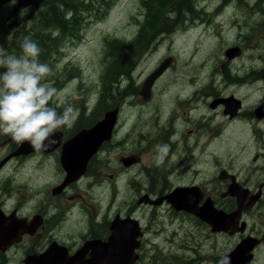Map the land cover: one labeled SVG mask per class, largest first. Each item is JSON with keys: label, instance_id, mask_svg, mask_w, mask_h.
<instances>
[{"label": "flooded vegetation", "instance_id": "flooded-vegetation-1", "mask_svg": "<svg viewBox=\"0 0 264 264\" xmlns=\"http://www.w3.org/2000/svg\"><path fill=\"white\" fill-rule=\"evenodd\" d=\"M226 1L224 0L225 3ZM188 6L186 5L185 9L194 15L195 12ZM177 8V11L173 12L176 17L170 16L167 19L163 31H158L157 26L155 33L149 35V43L147 46L144 45L145 49L147 47L145 52L140 54V50L131 49L135 42L140 43L141 49L143 41L137 37H134L129 44H124L125 49L108 44L109 52L106 54L108 64L104 70L113 68L114 76L111 80L112 86L101 91L94 105L95 112L102 113L101 117L95 113L94 117L85 118L86 107H83L72 127L57 131L59 139L56 147L9 158L17 164L18 161L28 158L32 162L38 156L53 157L55 163L63 170L65 178L60 159L66 141L79 131L92 127L104 117L108 110L117 109L116 122L110 139L104 140L88 159L84 173L77 180L59 191L53 190L59 188L64 178L49 191L47 187L40 191L32 188L26 193V184H24L21 188L25 191L19 194V188L16 191L12 188L18 185L17 181L14 178H6L5 184L0 186V213L3 215L2 218L6 219L0 222V226L11 223L12 220L15 225L3 232L0 228V245L5 241L4 246L12 240L6 247L0 248V264H26L25 259L28 257H36L31 264H63L64 261L68 262L72 256L74 257L85 243L95 239L107 241L112 233L111 226L116 219L117 222L136 220L142 232L135 238L138 242V246L134 249L136 259L129 264H175L177 258L174 254L167 255L163 259L153 254L149 260L144 261L143 244L146 230L134 214L137 206L143 204L167 206L170 208V215L200 221L208 228V235L215 239V244L219 236L223 243L222 249L225 251L217 255L218 249L216 251L214 246L215 252L207 264H264V60L260 65L257 63L244 65V62L240 60L245 53L244 45H233L231 48L236 47L237 50L229 51L230 47H228L224 51L225 59L222 60L218 70L222 77L219 84L214 85L211 80L207 83L193 80L190 81L189 91L180 92L171 87L163 88L156 84L173 64V57H168L170 58L169 66L147 89L144 86L147 77L142 83V81L138 82V77L133 74L138 62L143 60V54L150 49L157 50L162 38L179 26L180 21L185 20L180 12L182 6ZM243 9L244 7L239 8L240 17L236 24H228L231 19H226L218 29H229L236 33V37L248 39L247 34L250 30L251 33L254 32V22L258 13L249 10L245 15ZM256 9L262 12L263 18L264 10L261 6L258 5ZM201 12L190 19L206 23L205 18L208 16L204 14V10ZM212 32L213 30H210V33ZM253 34L250 40H246L248 49L256 47ZM122 57L123 60L120 59ZM238 59L240 67L231 70L230 64ZM159 65L155 66L154 70ZM121 81L124 82V86L121 85ZM123 106H138L141 111L144 108L149 109L153 122L151 126L155 127L153 131L155 132L158 127L153 139L159 142L158 145L169 146V151L159 166L156 163L158 154L156 147L154 150H146L140 144L141 140L144 141L150 137L149 132H153L148 131L151 129L150 124L143 122L139 129L136 148L129 151L126 156L120 157L122 167L117 171L112 170L113 174L102 172L105 167H110V162L100 156L108 154L113 149V138L119 131V116ZM87 118L91 123L85 122ZM125 135L124 141L129 143L132 133L127 132ZM231 140L240 142L235 153L227 155L226 145ZM18 146L19 143L14 141L8 150L10 151L8 155L12 154ZM148 152L152 153V159L143 163L141 156ZM48 162L50 163V159ZM212 163L218 183H213L208 188L211 181H208L209 178L203 179L200 174L202 169L210 170ZM135 169L136 171L133 172ZM121 175L129 187V206L133 204L131 207L126 206L123 210L113 212L100 220L96 219V212L84 209V204L79 203V208L77 207L83 195L77 191L76 195H79L77 201L74 195L76 190L100 187L106 178L112 181L113 187L121 180ZM36 178L37 176L33 179ZM175 189L186 191L182 196L180 195L181 197H174L176 205L173 206L166 197ZM48 193L50 196L47 198L41 195ZM27 194L30 195L27 196ZM158 199H162L159 205L150 203ZM182 202L187 204V208L192 209L183 208L179 205ZM238 203L245 206L239 213L235 212ZM75 214L81 215L83 223V229L78 231L76 239L72 237L71 231L62 232L67 221H70L69 218ZM206 218L213 220V224L204 220ZM125 224L129 225L127 222ZM217 226L220 229L214 230L213 228ZM14 233L16 237L12 235ZM123 238L124 235L120 240L121 245L112 247L111 255L115 252L114 249L120 247L125 251L124 253L128 252L129 247ZM244 239L249 240L242 245L250 244L251 249L245 252L246 248L241 247L236 254L231 255ZM56 247L60 250L53 249ZM51 249L54 250L52 254L56 257L54 261L49 260L51 258L45 257L46 255L38 258ZM71 262H74L73 264L121 263L115 260L105 261V257H98L91 247L69 263Z\"/></svg>", "mask_w": 264, "mask_h": 264}, {"label": "rangeland", "instance_id": "rangeland-1", "mask_svg": "<svg viewBox=\"0 0 264 264\" xmlns=\"http://www.w3.org/2000/svg\"><path fill=\"white\" fill-rule=\"evenodd\" d=\"M146 1L114 0L108 8L101 4H95L96 11L91 9L81 14L82 22L76 36L62 38L56 52L51 50L48 57L41 61L53 68L54 76L51 79L61 92V96L58 98L59 102L73 104L77 109V118L83 107H86L85 114L87 116L85 118L94 117L95 113L98 117L102 116L101 112H95L94 105L97 103L96 100L101 91L112 86L113 68L104 70L108 64L106 54L109 52V41L116 40L123 44H129L134 37L144 41L145 37L155 33L157 26L162 25L163 20L152 16L149 20V30L139 34L141 27L146 26L144 23H147ZM242 1L227 0L226 3L224 0L186 1L189 4L188 7H191L195 14H201V10H204V14L208 16L205 18L206 23L199 20L192 21L190 17L195 14L191 15L192 13L185 9L186 6H182L180 12L185 20L180 21L179 26L162 38L157 50L152 51L150 49L149 52L143 54L144 58L138 62L133 76L138 77L137 81L143 83V80L154 70L155 66L166 58L173 57V64L157 81L158 86L171 87L180 92H186L190 90V81L193 80H200L202 83L211 80L214 85L219 84L222 77L218 70L222 60L225 59L224 51L233 45H244L245 53L240 58L244 65L248 64L249 66L255 63L260 65L264 60V17L262 18V12L256 8L260 5L264 10V0ZM83 6L84 9L87 7L86 2ZM240 7H244L245 15L249 10L258 13L254 22V34L250 30L247 34L249 35L248 39L236 37L234 31L226 28V30L218 29L219 25L226 19H231L228 24H236L240 17ZM41 8V6L39 8L33 6L17 8L16 0H0V46L5 49L12 46L14 36L19 37L18 35L23 31L24 26L28 27L32 24L31 22L35 21L38 10ZM71 16L72 14L68 15V17ZM170 16L176 17L175 14H170ZM13 21L14 26L12 27ZM210 30L213 32L210 33ZM252 34L256 47L255 49H248L246 40H250ZM133 48L140 50V54L147 50L143 43L140 49L139 42H135L131 46V49ZM239 64L238 59L229 67L231 70H235L240 67ZM121 85L124 86L123 81H121ZM60 103L56 105L58 109ZM102 105H104L103 102ZM143 111L138 106H123L121 109L119 131L113 138V149L108 154L100 156L110 162V167H105L102 170L103 173L113 174L112 170L117 171L122 167L120 157L126 156L129 151L136 148L139 129L143 122L150 124L151 129L148 131L154 130L155 127L151 126L153 122L149 109L141 113ZM85 122L91 123L89 118L85 119ZM157 129L158 127H156L155 132H149L150 137L148 139L140 141L141 146L146 150H154L159 144L153 139ZM127 132L132 133V139L129 143L124 141ZM118 141L119 143H117ZM239 142V140L228 141L226 145L227 155L235 153ZM13 143L14 140L10 136L0 134V160L7 157L10 152L8 150ZM141 157L143 163L147 162L152 159V153L148 152ZM49 159L50 163L48 162ZM10 160L8 159L0 168V186L5 184L7 177L14 178L18 185L12 188L15 191L19 188V194L25 191L21 188L24 184H26V193L32 188L40 191L47 187L49 191L52 186L64 178L63 170L55 163L53 157L38 156L32 162L28 158L18 161L17 164ZM211 165L210 170L202 169L200 174L203 179L209 178L208 181H211L208 188L213 183H218L215 179L213 163ZM135 171L136 169L133 172ZM35 176L37 178L33 179ZM111 183L112 181L106 178L100 187H94L91 190L84 188L82 189L83 192L76 190L74 195L77 201L79 195H76V192H81L83 195V199L78 202L77 207L79 208V203L84 204V209L91 210L93 213L96 212V219L100 220L129 206V187L127 182L123 180V176L121 175V180L113 187ZM29 195L27 194V196ZM41 195L46 198L50 196L49 193ZM169 211L170 208L167 206L159 207L145 204L137 206L135 210V216L139 218L146 230L143 244L145 262L153 254L162 257V259L167 255L174 254L177 258L175 264H207L215 252L214 246L216 251L218 249L217 255L225 251L222 249V239L218 236L215 244V239L208 235V228L203 223L189 217L170 215ZM69 219L70 221H67L62 232L71 231L72 237L76 239L78 231L83 229L82 217L75 214Z\"/></svg>", "mask_w": 264, "mask_h": 264}, {"label": "clouds", "instance_id": "clouds-1", "mask_svg": "<svg viewBox=\"0 0 264 264\" xmlns=\"http://www.w3.org/2000/svg\"><path fill=\"white\" fill-rule=\"evenodd\" d=\"M19 46V54L0 46V134L17 143L27 142L36 152L46 151L55 142L54 133L73 126L77 109L59 102L61 92L51 79L53 68L41 62L38 43L24 36ZM156 150L159 166L169 146L157 145Z\"/></svg>", "mask_w": 264, "mask_h": 264}, {"label": "water", "instance_id": "water-1", "mask_svg": "<svg viewBox=\"0 0 264 264\" xmlns=\"http://www.w3.org/2000/svg\"><path fill=\"white\" fill-rule=\"evenodd\" d=\"M43 1L44 0H16V6H17V8H25V7H29V6L39 8L42 5ZM228 50L233 51V50H237V49H236V47H233V48H229ZM169 63H170V58H166L165 60H163L161 62V64L154 71H152L147 76L146 80L144 81V86L147 89L149 87H151L154 80L164 72V70L169 66ZM116 117H117V109L108 110L107 112H105L104 117L100 121H98L96 124H94L92 127H90L89 129H83V130L79 131L72 138H70L68 141H66V144H65L64 149L62 151L61 159H60L62 168L65 171V178H64L63 182L61 183V185L59 186V188H56L53 191H56V190L59 191V189L68 185L69 183L77 180L84 173L88 159L98 150V148L100 147L101 143L104 140L110 139L113 126L116 122ZM52 139L55 142L52 144V146L48 147L47 150H51L54 147H56L57 141L59 139V133L58 132L54 133ZM31 151H34V150L30 146L29 143H27V142L19 143V146L17 147V149L12 154L8 155L6 158H4L3 160L0 161V167L10 157H12L14 155H19V154H27ZM184 191H186V190L175 189L166 198L168 201L171 202V204L173 206H175L176 205L175 204L176 199H174V197L175 198L181 197L182 194H184ZM197 194H199V193H197ZM144 199H146V198H144ZM147 200H148V198H147ZM161 201H162V199L152 200V201H150V203L157 205V204L161 203ZM179 205L183 206V208L186 207L185 209H187V210L192 209V208L191 209L187 208V204L184 202L180 203ZM244 208H245V206H243L241 203H238V208L235 210V212L239 213ZM214 212H216V211H214ZM2 216L3 215L0 213V222H2L4 219H6V218L3 219ZM204 220H206L210 224H213L212 223L213 220H210L207 218ZM117 221L118 220L116 219L113 222V224L111 226L112 233L109 236L107 241H101L100 239H95V240L89 241L88 243H85L84 244L85 246L81 250H79L76 254H74V257L72 256V258H70L68 262L64 261L65 263H63V264H67V263L73 264L74 262H71V263H69V262L76 259V257L78 258V255H80V254L82 255V253L85 250L89 249L90 247L92 248L93 253L98 254V257H101V256L105 257V261H110V262L114 261V260L116 262L121 261V263H116V264H129L130 262H133L136 259V254H134V249L138 246V242L135 241V238L138 237L139 235H141L142 232L140 231V229H139L140 227H139L138 222L136 220H130V221L125 220L122 222H117ZM124 222L129 223V225L125 224ZM215 223H217V222H215ZM12 225H15L14 220H12L11 223H6V224L1 225L0 226L1 231L3 232V231H5V229L7 230ZM213 229L218 230L220 228L217 226V228H213ZM126 230H128V231H126ZM12 235L14 237H16V233H14ZM122 235H124L123 239L125 242H127V245L129 247L128 252L124 253L125 251H123L120 247V248L114 249L115 252L111 255V252H113V251H111V250H113L112 247L114 245H121L120 240H121ZM248 240L249 239H244L236 247L234 252L231 253V255L236 254L241 247L243 249L246 248V250H244L245 252L250 250L252 247L250 244H247L245 246L242 245L245 241H248ZM11 241L12 240H9V242L7 244H5L4 246H3V243L5 241L2 242V244L0 245V248L2 246V249H3L7 245H9ZM53 249L60 250L57 247L53 248ZM53 249L49 250L48 253H46V254H42L38 258H43L46 255L45 257L51 258L49 260L54 261L56 257L52 254V252L54 251ZM231 255H229V256H231ZM62 256H63V254H62ZM35 258L36 257H28L25 259V263L31 264L32 261L33 262L35 261L34 260ZM100 262H101V260H100Z\"/></svg>", "mask_w": 264, "mask_h": 264}, {"label": "trees", "instance_id": "trees-1", "mask_svg": "<svg viewBox=\"0 0 264 264\" xmlns=\"http://www.w3.org/2000/svg\"><path fill=\"white\" fill-rule=\"evenodd\" d=\"M112 1L114 0H44L41 5L42 8L38 10L35 21L31 22L32 24L28 27L24 26L23 31L18 35L19 37L14 36L12 40L13 45L6 47L5 50L11 54H19L21 51L19 46L20 41L24 36H30L42 49L40 56V60L42 61L48 57V53L51 50L56 52L62 38L76 36L82 22L81 14L91 9L96 11L95 4H101L108 8ZM186 1L189 2L191 0H147L145 3L147 23L145 27L140 29L139 34L145 30H149V20L152 16L163 20L162 25L157 28L158 31H163L169 15L177 11V6L189 5ZM85 2L87 7L84 9L83 4ZM69 14H72V16L68 17ZM12 23L13 27L14 21ZM148 37H145L143 41V45L145 46L149 43ZM108 44L110 46H120L122 49H125V45L116 40L109 41ZM120 59L123 60L124 58L122 57Z\"/></svg>", "mask_w": 264, "mask_h": 264}]
</instances>
